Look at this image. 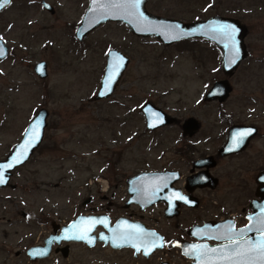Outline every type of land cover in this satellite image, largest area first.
<instances>
[{
	"label": "rangeland",
	"instance_id": "obj_1",
	"mask_svg": "<svg viewBox=\"0 0 264 264\" xmlns=\"http://www.w3.org/2000/svg\"><path fill=\"white\" fill-rule=\"evenodd\" d=\"M12 1L0 12V39L8 49L0 60V159L37 112L47 110L43 142L26 170H41L43 197L54 196L60 213L76 212L71 205L85 196L81 183L96 177L103 164H141L139 169L166 164L165 130L148 134L142 116H130L145 102L161 109L180 107L198 118L216 117L215 105L201 100L214 82L225 79L221 52L211 42L164 46L154 37L128 34L119 23L104 24L78 42L74 31L89 0H44L54 14L41 7L42 0ZM147 11L183 23L213 16L240 20L252 50L229 79L233 90L225 112L245 118L242 101L250 96L257 102L254 116L262 114L264 0H152ZM111 49L127 56L129 64L113 96L94 101ZM40 61L48 73L42 80L33 72ZM259 123L264 129V118Z\"/></svg>",
	"mask_w": 264,
	"mask_h": 264
},
{
	"label": "flooded vegetation",
	"instance_id": "obj_2",
	"mask_svg": "<svg viewBox=\"0 0 264 264\" xmlns=\"http://www.w3.org/2000/svg\"><path fill=\"white\" fill-rule=\"evenodd\" d=\"M151 1L146 3V10ZM81 21L74 31L76 40ZM108 23L125 25L128 34L135 36L123 22L104 24ZM247 37L246 34L243 40L247 53L245 59L250 58L252 50ZM112 50L116 49L109 50L107 55ZM229 85L231 91L225 100L207 101L205 95L211 87L201 99L203 105H215L216 117L198 118L181 113L180 107L161 109L150 102L143 104L140 114L132 111L130 116H142L144 132L154 134L165 130L166 164L156 167L144 164L141 169V164H103L96 177L86 178L81 183L85 196L78 204L71 205L76 210L72 214L60 213L54 196L53 200L44 199L43 173L41 170H26L33 154L26 163L3 171L5 183L0 184V264H198L206 260L189 257L196 251L252 236L264 238V232L260 231L264 228V129L259 123L264 118V102H261L263 111L260 116H254L257 102L250 96L242 101L247 109L245 118L240 112L228 114L225 105L231 100L233 90L230 82ZM115 90L110 97L100 101L110 99ZM146 104L164 115V125L153 130L147 128L142 113ZM25 130L0 162L21 141ZM249 130L250 134L242 141L238 138V146L233 144L234 136ZM43 139L44 134L37 149ZM124 165H130V170H125ZM143 173L160 175L149 184L134 182L133 179ZM174 193L185 197L187 202L175 199ZM82 216H99L106 221L105 226L100 225L90 233L93 243L63 239L62 230ZM118 221L128 228L138 225L148 234L154 233L155 236L149 235L151 246L156 240L162 246H155L148 255L143 250L137 252L133 245L139 246L136 244L139 237L131 231L126 234H131L132 245L115 247L110 241H100V236H110L109 228Z\"/></svg>",
	"mask_w": 264,
	"mask_h": 264
},
{
	"label": "water",
	"instance_id": "obj_3",
	"mask_svg": "<svg viewBox=\"0 0 264 264\" xmlns=\"http://www.w3.org/2000/svg\"><path fill=\"white\" fill-rule=\"evenodd\" d=\"M149 0H141L139 9L133 12L132 10L125 8L123 6H116L113 0H90L87 10L82 18L81 24L76 32L77 40L81 41L85 36L91 31L95 30L102 24L106 22H123L125 23L129 30L138 37H155L162 44L172 45L176 42L188 40V39H204L212 42L220 51L222 57V72L226 77L224 80L215 82L211 89L206 93L205 99L210 101L212 99H219L220 101L225 100L231 91L229 85V78H231L234 72L239 67L240 63L246 58L247 53L244 46V38L247 34V29L242 25L237 19L221 16H213L206 20H197L193 22L183 23L176 19H168L161 16L153 15L147 12L146 3ZM7 3L3 8H0V12L11 4ZM42 7L53 13V8L45 1L42 2ZM220 25H230L236 28L238 31L235 34V41L229 39L221 32L217 31ZM238 49V52H237ZM0 50L3 51V55H0V60L6 58L8 54V49L5 43L0 39ZM235 58V63H230L231 60ZM129 60L123 54L116 50H112L107 55L106 67L103 77L100 81V88L97 94L94 96V101H100L110 97L115 90V87L120 80L122 74L124 73ZM34 74L39 79H45L48 75L47 64L44 61L36 63L33 67ZM111 77V79H109ZM108 82V86L105 87V82ZM103 92L104 95L100 93ZM142 113L146 118L147 128L150 130L156 129L163 123L164 115L155 107L150 104H146L142 108ZM48 113L45 109H40L37 114L30 120L21 141L13 148L4 161L0 162V166L7 165L9 163L13 164V167L7 168L2 167L0 171H10L15 167L20 166L28 161L30 156L33 154L34 150L37 149L42 141L44 130L46 128V119ZM33 130H35L36 136H33ZM19 157L21 159L20 163H15L13 157ZM160 173L150 174L143 173L136 176L133 180L134 182L142 181L146 184L152 181L153 178H157ZM132 187V184L131 186ZM90 218H95L96 220H104L103 217L99 216H89V217H78L74 222L62 230V236L64 237L67 233L72 235L76 233V227L80 228L91 227V231L88 232V238H90V233L100 225H106V223H95L93 225L82 224V221H87ZM122 225L119 221L109 228L110 236L99 237L100 241H110L112 246L121 247L124 245H132V240L125 241L123 238L127 231H131L135 236L139 237L136 240V244L139 245L141 250L146 247H150L151 250L149 254L154 250L151 246L152 241L143 227L138 226L143 230L141 234H135V227ZM264 239V238H262ZM67 241H77L84 242L88 244L91 243L87 240H77V239H65ZM261 240L260 237L252 236V238L236 241L231 244L206 248L202 251H196L189 257L195 259H205L206 261L200 262L198 264H235L239 260L233 253V249L236 247H248V243H256ZM158 245V240L155 241ZM216 249L215 252L211 251ZM200 253V254H199ZM148 255V254H147ZM224 257H232L231 260L225 259ZM252 264H261L259 258H256Z\"/></svg>",
	"mask_w": 264,
	"mask_h": 264
},
{
	"label": "snow or ice",
	"instance_id": "obj_4",
	"mask_svg": "<svg viewBox=\"0 0 264 264\" xmlns=\"http://www.w3.org/2000/svg\"><path fill=\"white\" fill-rule=\"evenodd\" d=\"M114 4L116 6H123L125 8H128L130 10H132L133 12H135L136 10L139 9V5L141 0H113ZM7 3H10V0H0V8H3ZM217 31L221 32L223 35H225L226 37H228L229 39H232L233 41H235V34L238 31L236 28H234L233 26L230 25H220L217 28ZM238 52V49H237ZM0 55H3V51L0 50ZM230 63H235V58H233V60L230 61ZM109 79H111V77H109ZM108 86V82H105V87ZM101 95H104L103 92L100 93ZM250 131H246V132H241L238 133L236 136L233 137V144L238 146V138L240 141H242V139L250 134ZM33 136L35 138L36 133L35 130H33ZM231 150V149H229ZM13 161L15 163H20L21 159L19 157L14 156ZM2 167H7V168H11L13 167V164L9 163L7 165H3L0 166V168ZM5 183L4 180V173L3 171H0V184ZM175 199L178 200H185V202H187L186 198L181 196L179 193H174L173 194ZM82 224H86V225H93L95 223H106L105 220H96L95 218H90L87 221H82ZM76 227V233L72 234V235H68L67 233L65 234L64 237H62L63 239H77V240H87L89 243H91V239L88 238V232L91 231V227H86V228H80L79 226H75ZM260 231L264 232V228L260 229ZM143 233V230L141 228H139L138 226L135 227V234H141ZM131 234H126L123 238L125 239V241H128L130 238ZM148 235L150 236H155L154 233H149ZM220 237H217V239H219ZM248 243V247L243 248V247H236L233 249V253L236 257L239 258L238 261L235 262V264H252V262L256 259L259 258L261 264H264V239H261L259 241H257L256 243ZM153 247L155 246H162V245H156L155 241H153ZM133 247L136 248L137 252L141 251V248L139 246L133 245ZM151 250L150 247H146L144 249V254L147 255L149 254V251ZM211 251L215 252L216 249H212ZM37 253H33V255H36ZM43 254V253H40ZM225 259H229L231 260L232 257H224Z\"/></svg>",
	"mask_w": 264,
	"mask_h": 264
}]
</instances>
